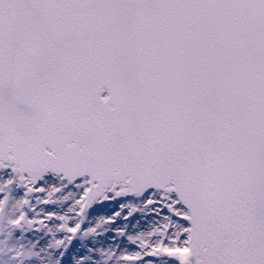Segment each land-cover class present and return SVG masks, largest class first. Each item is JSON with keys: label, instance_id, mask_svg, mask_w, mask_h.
<instances>
[{"label": "snow or ice", "instance_id": "obj_1", "mask_svg": "<svg viewBox=\"0 0 264 264\" xmlns=\"http://www.w3.org/2000/svg\"><path fill=\"white\" fill-rule=\"evenodd\" d=\"M0 264H264V0H0Z\"/></svg>", "mask_w": 264, "mask_h": 264}]
</instances>
